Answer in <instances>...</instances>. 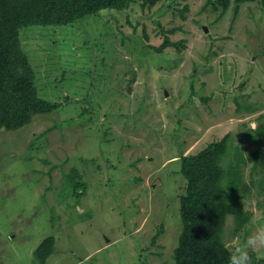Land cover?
I'll list each match as a JSON object with an SVG mask.
<instances>
[{
	"label": "rangeland",
	"instance_id": "rangeland-1",
	"mask_svg": "<svg viewBox=\"0 0 264 264\" xmlns=\"http://www.w3.org/2000/svg\"><path fill=\"white\" fill-rule=\"evenodd\" d=\"M222 2L133 1L20 30L37 92L57 107L0 128V264H39L50 236L44 264H170L181 158L227 134L221 183L240 176L249 219L234 230L228 215L224 241L259 236L264 0Z\"/></svg>",
	"mask_w": 264,
	"mask_h": 264
},
{
	"label": "trees",
	"instance_id": "trees-1",
	"mask_svg": "<svg viewBox=\"0 0 264 264\" xmlns=\"http://www.w3.org/2000/svg\"><path fill=\"white\" fill-rule=\"evenodd\" d=\"M133 1L151 5L158 0H0V128L16 129L36 112L57 107L37 92L34 69L20 44L22 28L72 22L102 8L124 9ZM234 1L239 4L256 0ZM227 138L228 134L198 153L181 158L180 172L185 179L184 192L179 196L182 227L170 264H229L230 249L223 237L225 220L231 215L234 230H238L249 214L236 195L240 176L229 174L228 191L221 183L225 173L219 161ZM260 155H256V162L264 166V151ZM52 243L53 238L47 237L35 249L39 264L51 254ZM263 261L257 257L254 264Z\"/></svg>",
	"mask_w": 264,
	"mask_h": 264
},
{
	"label": "clouds",
	"instance_id": "clouds-1",
	"mask_svg": "<svg viewBox=\"0 0 264 264\" xmlns=\"http://www.w3.org/2000/svg\"><path fill=\"white\" fill-rule=\"evenodd\" d=\"M249 253L252 254L251 259ZM257 257L264 258V230H261L259 236L231 248L228 259L229 264H254Z\"/></svg>",
	"mask_w": 264,
	"mask_h": 264
}]
</instances>
